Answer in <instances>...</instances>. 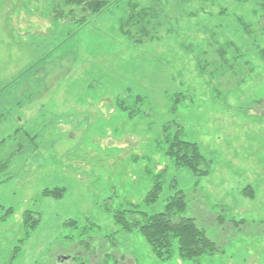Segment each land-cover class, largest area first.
I'll return each mask as SVG.
<instances>
[{
    "label": "rangeland",
    "instance_id": "rangeland-1",
    "mask_svg": "<svg viewBox=\"0 0 264 264\" xmlns=\"http://www.w3.org/2000/svg\"><path fill=\"white\" fill-rule=\"evenodd\" d=\"M115 1L86 18L66 0H0V264H264V59L250 39L264 48V0ZM134 6L155 18L123 35ZM230 41L240 86L196 60ZM172 120L206 175L167 159ZM177 190L216 252L161 260L116 223Z\"/></svg>",
    "mask_w": 264,
    "mask_h": 264
},
{
    "label": "trees",
    "instance_id": "trees-1",
    "mask_svg": "<svg viewBox=\"0 0 264 264\" xmlns=\"http://www.w3.org/2000/svg\"><path fill=\"white\" fill-rule=\"evenodd\" d=\"M66 2L71 5H76L81 9L84 8L86 11V18H92V16L98 14L110 0H66ZM117 3L118 0L115 1V4ZM127 10L128 16L126 19L123 20L122 18L118 21L119 30L122 31L121 33L123 35L125 33L127 35L129 34L132 24L137 23L139 26L142 23L141 28H145L143 22L148 24L155 18V12L152 9H145L143 6H134ZM126 25H128V27L125 29ZM241 25L243 26V32L247 34L251 33L252 28L250 22H241ZM261 30L260 32L264 33V28ZM250 39L252 40L251 46L254 47L255 45V48L260 49L259 53L264 59V48H259V44H257L258 39L255 38V34L252 35ZM211 45L212 44H207L203 51L200 50V52L197 53L198 56L196 60L199 67L204 69L208 63L212 64L213 67L225 64V66H228L229 69L234 72L233 78L235 79L233 80V84L235 86H240L244 81L245 75L249 72V69L246 67L247 61L245 60L246 62H244V66H241L242 72L240 73L241 69L238 60L241 59L244 53L239 50L238 46L234 44L233 41L224 43L223 45ZM216 45L218 46L216 47ZM213 57L217 60L213 59ZM206 60L209 61L207 62ZM231 62H233L235 68L232 66ZM236 63H238V67ZM245 68L247 73L243 74ZM170 122L176 126L172 135L166 132L167 128L170 127ZM170 122L163 125V132L165 131L167 134L164 136V141L167 145L165 147L167 159L173 162L177 167H186L197 175H206L208 173L207 162L200 152L198 144L182 139L180 135L182 125L175 120ZM161 190L162 183L155 177L145 195L144 202L149 204L157 201ZM62 191V189L48 190L49 194L53 193V196L62 195ZM243 191L247 193L248 188H244ZM184 196L182 191H175L173 195L168 197L164 209L157 212L149 213L146 211L129 210L128 215L123 217L121 213L118 214L119 212L116 211L114 214L115 221L120 225L123 231H131L133 229L139 231L147 240L155 256L161 260L170 258L174 253L182 259L194 260L203 253L211 254L216 252L219 250V247L207 238L204 229L197 225L195 218L187 214V204ZM122 212H124V210ZM25 217L33 218L34 216L32 212L27 210L25 212ZM33 220L34 222L38 221L36 218H33ZM114 253V251L111 252L112 255H115Z\"/></svg>",
    "mask_w": 264,
    "mask_h": 264
}]
</instances>
